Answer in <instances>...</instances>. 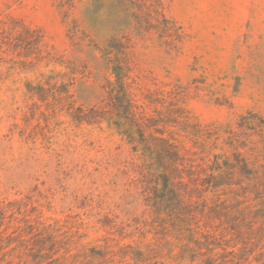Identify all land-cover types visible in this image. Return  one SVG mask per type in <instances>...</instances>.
<instances>
[{"label": "trees", "instance_id": "1", "mask_svg": "<svg viewBox=\"0 0 264 264\" xmlns=\"http://www.w3.org/2000/svg\"><path fill=\"white\" fill-rule=\"evenodd\" d=\"M80 1L54 0L66 18ZM128 1L138 29L180 37L162 0ZM178 42L167 41L173 48ZM102 56L110 71L106 97L101 106L78 105L76 64L52 52L40 29L0 17V80L12 78L14 92L31 102L27 111L44 113L46 103H56L70 127L96 129L128 152L127 170L146 209L134 230L121 231L132 240L121 248V259L264 264V118L248 113L234 128L204 125L185 89L141 82L124 38L111 39ZM48 212L30 196L0 200V264H112L110 249L90 245L82 229L70 231Z\"/></svg>", "mask_w": 264, "mask_h": 264}, {"label": "rangeland", "instance_id": "2", "mask_svg": "<svg viewBox=\"0 0 264 264\" xmlns=\"http://www.w3.org/2000/svg\"><path fill=\"white\" fill-rule=\"evenodd\" d=\"M162 3L180 37L138 29L128 0H82L67 18L54 0H0V17L40 29L52 52L76 64L78 105H102L110 75L102 50L117 37L129 43L141 82L185 89L202 124L227 129L248 113L264 118V0ZM168 40L180 42L173 48ZM15 88L12 78L0 80V200L30 196L68 230L82 229L85 242L110 249L112 264H127L119 254L132 240L121 233L146 209L128 152L96 129L70 127L56 103L32 115Z\"/></svg>", "mask_w": 264, "mask_h": 264}]
</instances>
